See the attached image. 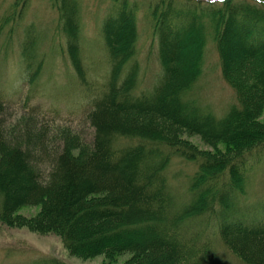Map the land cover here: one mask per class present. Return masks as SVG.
<instances>
[{
  "label": "trees",
  "instance_id": "trees-1",
  "mask_svg": "<svg viewBox=\"0 0 264 264\" xmlns=\"http://www.w3.org/2000/svg\"><path fill=\"white\" fill-rule=\"evenodd\" d=\"M113 1L101 26L105 65L96 77L86 60L80 3L53 0L62 49L86 88L77 94L95 129L90 152L74 154V146L50 152L40 135L30 148L10 145L7 95L0 89V220L56 231L72 254L133 252L125 264H233L229 257L264 264V204L252 211L242 207L241 195L264 156L258 119L264 108V0H155L150 15L162 69L149 86L140 75L137 4ZM205 21L218 33L213 40L221 72L235 97L221 114L197 97L208 47ZM32 36L22 44L20 81L37 91L43 59L33 57ZM190 42L197 46L185 52ZM182 133L212 146L226 142L234 151L207 157L182 141ZM176 158L196 166L184 199L169 172ZM47 162L53 166L44 177L37 165ZM37 204L38 216L16 220L18 209ZM127 226L149 234L125 237ZM31 264L68 263L43 257Z\"/></svg>",
  "mask_w": 264,
  "mask_h": 264
},
{
  "label": "rangeland",
  "instance_id": "rangeland-1",
  "mask_svg": "<svg viewBox=\"0 0 264 264\" xmlns=\"http://www.w3.org/2000/svg\"><path fill=\"white\" fill-rule=\"evenodd\" d=\"M77 1L80 3L79 13L84 24L82 35L87 47L86 60L98 77L103 72L105 63L101 26L106 16L113 12L115 4L113 0ZM130 2L137 4L140 75L143 84L149 86L162 69L158 58L154 21L150 15L152 4L156 1ZM169 23L167 28L171 29ZM61 26L59 9L53 0H0V89L6 93L8 99L5 100L7 106L4 116L7 139L12 146L29 147L40 135L50 152H59L66 146H74V154L88 153L93 148L95 129L87 119V105L79 103L81 99H78L77 93L86 88L77 80L67 53L62 49L66 41ZM205 27L208 47L205 69L197 85V97L202 105L221 114L235 97L221 72L219 55L213 40L218 33L211 30L207 23ZM28 34L33 35L35 40V45H30L33 57L43 59L37 91L31 89L30 84H22L20 81L24 69L21 64L22 44L26 42ZM196 46L197 43L190 42L184 51L192 52ZM19 86L22 88L17 92ZM38 91L41 96H36ZM78 104L81 106L78 107ZM191 106L193 107V104H190L192 109ZM32 107L37 108L33 109L34 113L29 111ZM258 119L264 123V108ZM181 140L188 142L207 157L234 151L226 142L212 146L197 134L182 133ZM159 158L149 160L147 165ZM52 166L49 162L37 165L44 177ZM195 167L194 163L176 158L169 168L171 180L174 181L175 190L179 191L180 199L188 197V175L194 172ZM242 192V207L248 206L254 209L252 211H257L261 207L260 204H264V156L253 166L251 172L249 171ZM41 207V204L23 206L14 216L16 220H21L20 222L28 221L39 215ZM129 227L118 230L125 232V237L139 231L149 234V229L142 227L126 231ZM132 255L133 252L130 251L95 256L72 254L66 248L60 233L56 231L42 233L30 229L27 225L10 224L0 220V264H31L43 257H56L68 264H125ZM229 259L233 264H241L236 258Z\"/></svg>",
  "mask_w": 264,
  "mask_h": 264
}]
</instances>
